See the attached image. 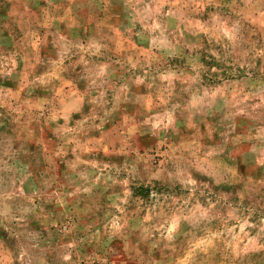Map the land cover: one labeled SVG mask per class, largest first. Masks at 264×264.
<instances>
[{
  "label": "rangeland",
  "instance_id": "374dc122",
  "mask_svg": "<svg viewBox=\"0 0 264 264\" xmlns=\"http://www.w3.org/2000/svg\"><path fill=\"white\" fill-rule=\"evenodd\" d=\"M0 264H264V0H0Z\"/></svg>",
  "mask_w": 264,
  "mask_h": 264
}]
</instances>
